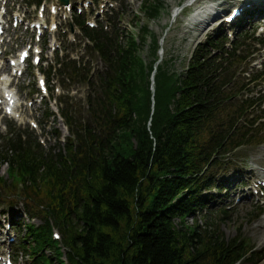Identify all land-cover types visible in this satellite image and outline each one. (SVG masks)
Returning a JSON list of instances; mask_svg holds the SVG:
<instances>
[{
  "label": "trees",
  "instance_id": "trees-1",
  "mask_svg": "<svg viewBox=\"0 0 264 264\" xmlns=\"http://www.w3.org/2000/svg\"><path fill=\"white\" fill-rule=\"evenodd\" d=\"M164 9L162 0H143L133 17L138 33L123 30L117 12L109 16L110 30L91 28L85 14L75 15L87 53L106 69L95 76L89 58L69 56L49 66V78L58 74L63 85L96 91L87 98V122L65 101L70 135L57 154L8 126L0 149V192L7 190L0 206L14 215L21 204L26 215L43 221L27 224L18 243L31 264H246L258 256L241 234L226 237L221 223L230 212H211L209 196L226 190L214 171L229 164V155L254 142L264 145V95L232 103L255 87L263 91L264 64L251 69L248 59L256 53L249 42L264 47V39L242 31L226 48V35H210L181 69L172 57L157 64L160 38L149 22ZM148 43L149 64L141 57ZM190 218L196 223L188 224ZM55 227L61 241L52 237Z\"/></svg>",
  "mask_w": 264,
  "mask_h": 264
},
{
  "label": "rangeland",
  "instance_id": "rangeland-1",
  "mask_svg": "<svg viewBox=\"0 0 264 264\" xmlns=\"http://www.w3.org/2000/svg\"><path fill=\"white\" fill-rule=\"evenodd\" d=\"M5 1V0H2ZM8 6V13L10 15V30H9V39L6 40V49L4 57L16 58L19 52L28 46L31 41H34L33 34L30 31H26L24 24L20 27L12 26L13 13L19 11L21 15H26L30 20H38L37 12L35 6L30 4L31 0H6ZM55 1L58 0H48ZM72 3L80 6L82 0H70ZM106 1V0H104ZM123 1L124 7L120 9V15L117 19V22L120 21V26L123 30L137 32V27L133 21V17L140 13L142 1L143 0H118ZM165 4V9L162 12L161 16L156 20L149 22V27L154 35L160 38V50L157 53V56L161 55L163 59L172 57L176 60L175 67L181 69L185 63L190 59L192 52L196 46L204 42L208 36L218 34L219 38L224 34L227 35L228 43L227 48L230 47V43L236 41L240 33L239 25L233 26V35H228L227 24L224 25L226 14L234 7L244 8V11L250 9L256 10L255 17L250 16L251 24H245L242 30L248 32L251 36L252 33H255L257 30V36L264 39V6L263 3L255 5V3L250 0H162ZM103 2V1H102ZM207 4L216 5L217 12L219 15L211 20L205 22L204 24H199L196 22L190 21L191 14L198 8L203 7ZM243 5L240 7V5ZM247 8V5L251 6ZM114 5H117L114 2ZM83 7V6H82ZM179 9L178 13L180 14L177 17H172L175 11ZM21 10V11H20ZM93 10V9H92ZM257 10H260V14ZM225 12V13H224ZM89 13V10H88ZM244 19V17H243ZM242 19V20H243ZM105 18L101 14L100 21L104 23ZM140 20L145 23L147 22L146 18L140 14ZM175 20V21H174ZM63 26H68L71 24L74 27V33H72L69 28L67 29L70 37L72 38L75 35L79 34L78 29L74 26L72 21V16L61 17ZM174 22V24H172ZM133 25V26H132ZM165 35L167 37L165 38ZM56 36L59 38V41H62V38L59 37V32L56 33ZM256 36V35H255ZM47 39L51 42L53 36L47 34ZM50 42H48V47L45 46V49L48 51L44 52V59L48 60V63H55V54L52 53L50 49ZM253 41L249 42L252 46V50H257L254 47ZM67 48L71 47L66 43ZM59 47V44L56 45V48ZM53 49V48H52ZM259 55L262 56L261 59L257 60L251 65V67L257 65L264 61V50H260ZM257 56V54H256ZM142 59L149 64L151 60L154 59L151 56L150 44L148 43L146 47L141 50ZM91 59V58H90ZM90 66L93 68V71H96L95 76L101 75L105 68V64L96 56L92 57L90 60ZM3 65V61L0 60V66ZM44 65H47L45 63ZM9 74L11 73L10 66H7L5 69ZM251 71V70H250ZM38 69L27 67V71L24 74V77L18 82L14 83V87L18 90L20 96V107L13 116H8L0 110V149L7 142V131L6 126H11L12 132L14 134H22L24 131L31 133L33 137L37 138V141L43 147L45 153L48 154H57L59 149L62 147V142L56 138L55 130L61 131L64 138L69 136V132L62 122V119L51 118L46 120L45 103L48 102L53 109L57 112L55 102H52V97L43 99L40 96H36L34 92V80L39 75ZM244 77V76H243ZM37 80V79H36ZM96 80V79H95ZM245 82H248V79H244ZM56 85L61 86L57 79L50 81L48 84L49 88H57ZM253 84L251 85V87ZM64 93L69 96L68 105L70 108H74L77 118L87 122L90 120L89 114V104L87 102L88 95L95 94V89H91L86 85L76 84L71 87L62 86L61 87ZM261 90V87L256 88L254 93L244 92L243 94L234 96L232 103L240 101L242 98L248 96L257 97L258 92ZM56 92V91H55ZM57 93V92H56ZM260 94H264V89ZM94 98V97H93ZM60 100H63L60 99ZM50 106V105H49ZM51 107V108H52ZM52 110V109H51ZM58 113V112H57ZM33 123V126H32ZM34 124L38 127L35 129ZM108 129H100L98 137H104ZM102 133V134H101ZM226 167L217 169L215 172V177L218 180H223L224 186L227 187V191H222L221 193L217 190L212 191V195L209 196V201L213 208L211 212L216 210H221L223 208L230 209V215L226 220L221 223V230L225 233L227 238L236 237L238 234H241L245 240L246 244L249 243L250 246L254 247V250L258 252V256L252 262L246 264H264V233L262 232V227L264 225V213L261 216L256 218L257 214L264 212V192L256 193V184L264 181V145L259 144V142H254L251 145L243 146L238 150L234 151L233 155H229ZM2 175L7 178V167L4 166L2 169ZM10 182V180H9ZM226 182L230 183L229 185ZM230 187V188H229ZM264 190V189H263ZM3 190L0 192L4 196ZM3 192V193H2ZM239 200V201H238ZM2 212H7L6 206H0V256L2 254H12L14 257V264H31L32 258L30 255H27L23 251L22 247L18 245L19 240L26 234L27 224L34 223L36 226L43 223L39 218L32 219L31 217L25 214L24 207L20 204L13 211L14 226L12 229H8V223L4 225L5 217L2 216ZM202 214H196V217L202 227H205L206 220L201 217ZM197 219H188V224L192 225L196 223ZM18 224H21L22 227L19 228Z\"/></svg>",
  "mask_w": 264,
  "mask_h": 264
},
{
  "label": "bare ground",
  "instance_id": "bare-ground-1",
  "mask_svg": "<svg viewBox=\"0 0 264 264\" xmlns=\"http://www.w3.org/2000/svg\"><path fill=\"white\" fill-rule=\"evenodd\" d=\"M251 3L252 1L255 3V5L259 4V3H263L264 0H250ZM216 13V8L213 6V4H207L203 7H200L198 9H196L190 16V21L192 22H196L199 24H204L205 22H207L212 15H214ZM180 14V12H179ZM177 14V16L179 15ZM176 16V17H177ZM175 21V20H174ZM174 24V22L172 23ZM167 37V35H165V38ZM164 41V40H163ZM226 184H230L228 182H226ZM230 188V187H229ZM262 232L264 233V225L262 227Z\"/></svg>",
  "mask_w": 264,
  "mask_h": 264
},
{
  "label": "snow or ice",
  "instance_id": "snow-or-ice-1",
  "mask_svg": "<svg viewBox=\"0 0 264 264\" xmlns=\"http://www.w3.org/2000/svg\"><path fill=\"white\" fill-rule=\"evenodd\" d=\"M243 5L241 4L240 5V7H242ZM237 13L235 12V11H232V14L231 15H229L228 17H227V19L228 20H231L232 18H233V16H235Z\"/></svg>",
  "mask_w": 264,
  "mask_h": 264
},
{
  "label": "water",
  "instance_id": "water-1",
  "mask_svg": "<svg viewBox=\"0 0 264 264\" xmlns=\"http://www.w3.org/2000/svg\"><path fill=\"white\" fill-rule=\"evenodd\" d=\"M62 3H63V4H69V0H62ZM159 62H161V59L159 60ZM159 62H158V63H159ZM155 72H156V71L153 72V76H154Z\"/></svg>",
  "mask_w": 264,
  "mask_h": 264
}]
</instances>
